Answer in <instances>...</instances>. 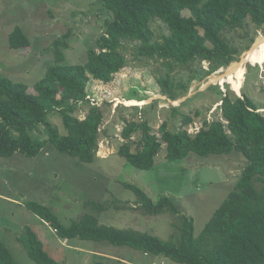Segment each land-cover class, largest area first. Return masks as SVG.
I'll list each match as a JSON object with an SVG mask.
<instances>
[{
  "label": "rangeland",
  "instance_id": "374dc122",
  "mask_svg": "<svg viewBox=\"0 0 264 264\" xmlns=\"http://www.w3.org/2000/svg\"><path fill=\"white\" fill-rule=\"evenodd\" d=\"M184 14L189 15V12ZM110 15L102 0H0V76L26 83L32 90L47 69L57 62V40L67 43L66 47L60 46L64 63H84L89 50L98 49L97 40L104 33L105 20ZM17 26L25 31L30 46L9 47V34ZM152 28L158 39L168 32L159 20L152 22ZM223 36L238 49L235 60L209 75L204 73L211 67L207 60L201 64L174 65L171 80L177 85L176 100L161 93L158 81L166 77L169 66L139 54L140 42L125 40L123 52L127 67L109 84L92 80L87 100L77 103L75 114L81 118L90 106L105 112L101 127L104 132L94 162H82L70 154L60 153L52 141L35 157L19 152L0 156V240L18 264H38L19 240L27 227L36 232L45 249L60 264H179L108 241L65 240L43 218L29 210L26 202L36 201L51 207L64 224L89 213L106 225L134 228L165 240L171 237L178 240L179 216L169 212L156 216L143 214L135 193L124 184L127 182L141 187L155 202L161 196L170 197L183 214L194 218L195 234L199 235L214 210L231 192L245 165L243 156L235 151L220 156L191 153L171 160L165 157L163 145L155 165L140 169L120 156L117 149L124 141L121 136L124 118L149 120L152 130L159 134L162 122H166L169 129L178 130L183 116L191 115L195 121L186 128L195 133L205 119L213 120L219 115L220 99L226 92L232 98L241 94L251 96L264 113V64L245 61L246 54L264 37V25L257 26L248 18L243 27L226 30ZM236 62L242 63L240 93L230 82L222 84L212 80L215 74L223 75ZM48 119L61 134L66 133L59 111L49 113ZM33 135L47 138L43 126ZM261 185L257 183L258 187ZM114 202L128 208L98 210L91 204Z\"/></svg>",
  "mask_w": 264,
  "mask_h": 264
},
{
  "label": "trees",
  "instance_id": "16d2710c",
  "mask_svg": "<svg viewBox=\"0 0 264 264\" xmlns=\"http://www.w3.org/2000/svg\"><path fill=\"white\" fill-rule=\"evenodd\" d=\"M102 1L111 15L106 18L105 31L97 40L98 49H90L84 63H64L60 46L66 47L67 43L57 40V62L47 69L32 90L26 83L0 76V156L19 152L35 157L52 141L58 152L70 154L82 162H94L104 132L101 127L105 112L90 106L81 118L75 114L77 103L87 100L92 80L109 84L127 67L123 52L125 40L140 42L139 54L169 66L166 77L158 81L161 93L176 100L177 85L171 80L174 65L201 64L207 60L211 67L204 73L209 75L218 67L232 63L238 52L223 32L243 27L248 18L257 26L264 25V0ZM186 11L189 15L184 14ZM155 20L168 28L161 39L155 38L152 28ZM8 44L11 49H20L30 46V40L23 28L17 26L10 32ZM220 101L219 115L213 120L205 119L195 133L186 128L195 121L191 115L183 116L178 130H171L162 122L159 134L152 130L149 120L124 118L121 131L124 141L117 149L120 156L140 169L155 165L163 145L165 157L171 160L191 153L220 156L235 151L243 156L245 165L231 192L214 210L199 235L195 234L194 218L183 214L170 197L161 196L155 202L141 187L127 182L124 184L135 193L143 214L156 216L169 212L179 216L178 240L172 237L165 240L134 228L106 225L98 216L89 213L64 224L51 207L36 201H27V208L65 240L108 241L179 264H264V113L246 94L232 98L226 92ZM54 111L61 113L65 134L48 119L49 113ZM40 126L44 127L47 138L33 135L35 131L40 132ZM257 183L262 184L261 187ZM91 204L98 210L128 208L116 202ZM19 240L38 264H60L32 228L27 227ZM0 264H18L2 240Z\"/></svg>",
  "mask_w": 264,
  "mask_h": 264
},
{
  "label": "bare ground",
  "instance_id": "6f19581e",
  "mask_svg": "<svg viewBox=\"0 0 264 264\" xmlns=\"http://www.w3.org/2000/svg\"><path fill=\"white\" fill-rule=\"evenodd\" d=\"M245 61L250 63L264 64V37L259 39L257 44L252 50H250L246 56ZM242 70V63L236 62L233 63L223 75L215 74L212 77V80H215L218 83L230 82L232 87H234L237 93H240V88L242 86V80L239 77V74ZM242 96V94H241Z\"/></svg>",
  "mask_w": 264,
  "mask_h": 264
},
{
  "label": "crops",
  "instance_id": "0c3cea01",
  "mask_svg": "<svg viewBox=\"0 0 264 264\" xmlns=\"http://www.w3.org/2000/svg\"><path fill=\"white\" fill-rule=\"evenodd\" d=\"M248 96V95H247ZM249 97H251V96H249ZM252 98V97H251ZM253 99V98H252ZM254 100V99H253ZM255 101V100H254ZM220 104H221V102H220Z\"/></svg>",
  "mask_w": 264,
  "mask_h": 264
},
{
  "label": "built area",
  "instance_id": "2783aa9c",
  "mask_svg": "<svg viewBox=\"0 0 264 264\" xmlns=\"http://www.w3.org/2000/svg\"><path fill=\"white\" fill-rule=\"evenodd\" d=\"M146 254H148V253H146Z\"/></svg>",
  "mask_w": 264,
  "mask_h": 264
}]
</instances>
